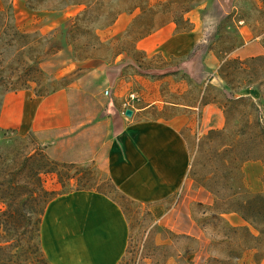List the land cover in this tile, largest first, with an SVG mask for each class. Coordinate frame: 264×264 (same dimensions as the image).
<instances>
[{"label":"trees","instance_id":"trees-1","mask_svg":"<svg viewBox=\"0 0 264 264\" xmlns=\"http://www.w3.org/2000/svg\"><path fill=\"white\" fill-rule=\"evenodd\" d=\"M34 1H48L47 11L62 14L76 5L86 4L87 7L67 22L65 44L58 45L53 43L57 29L46 35L22 28L17 22L14 0H8L6 7L0 10V115L9 92L32 89L37 96H48L70 85L61 84L58 88L56 79L46 84L51 78L45 62L51 56L59 55L64 48H75L80 43L89 47L93 45V39H97L100 45L120 41L122 46L113 54L114 57L123 53L136 56L145 53L138 48V42L169 23H175L178 32L192 31L195 26L188 14L203 3V0ZM123 13L135 14L131 24L122 34L104 41L98 30L112 26ZM82 36H86L84 40ZM240 46L236 45L233 50ZM200 49L199 43L187 55V60L196 58ZM74 57L97 58L93 53L75 54ZM260 57L263 55L247 60L223 56L218 73L229 89L223 91L221 97L213 96L199 104L165 100L160 110L169 106L178 112L157 116L170 119L183 111L191 113L193 109L186 107H196L202 113L209 104L218 105L224 112L226 122L222 128H212L203 135L189 125L181 131L191 155L189 177L196 187H204L214 196L212 204H198L204 212L212 213L204 224L213 230L210 240L205 239L199 250L207 243L220 249L211 257V261L218 264H263L264 261V192L250 191L244 171V165L249 161L264 164V101L252 96L251 85L246 87L247 94L241 92L243 83L253 81L249 62ZM176 67L178 70L173 73L181 70L182 65L177 64ZM181 105L184 108H180ZM201 117L202 114L200 120ZM83 123L74 122L71 128L30 131L25 137L20 135L19 143L15 141L10 147L0 144V204L3 205L0 209V264H49L43 249L42 260L29 253V226L37 216L40 228L35 231H39L41 245V224L49 203L59 195L78 190H94L109 196L121 206L128 218L129 245L119 264H168L172 259L185 258L195 252L189 247L198 242L197 225L188 222L187 227L177 232L161 224V219L149 210L146 215L148 225L136 259L133 263L129 261L128 256L133 252V235L126 201L148 202L132 199L115 184L106 168L103 173L100 171L97 163L105 149L100 155L98 152L105 148L102 146L108 136L106 125L97 121L88 125ZM6 130L18 132L15 128ZM6 130L0 126V134H6ZM49 175L56 176L60 189L47 185ZM230 214L240 215L244 224H230L227 220ZM158 235L161 242L157 240Z\"/></svg>","mask_w":264,"mask_h":264},{"label":"rangeland","instance_id":"rangeland-1","mask_svg":"<svg viewBox=\"0 0 264 264\" xmlns=\"http://www.w3.org/2000/svg\"><path fill=\"white\" fill-rule=\"evenodd\" d=\"M53 1L57 3L58 0ZM88 1L91 2L92 0ZM152 1L156 2L157 0ZM7 3L8 0H0V10L6 7ZM48 3V1L39 3L34 0H14L17 22L25 30L46 35H50L57 29L58 33L53 39V43L64 45V32L67 22L84 10L87 5H76L62 14L59 11H47L45 8ZM127 14L123 13L118 19L119 22L117 20L112 26L99 29L97 32L99 36L107 41L108 37L125 32L126 29L114 33L113 27L117 22L119 25L122 24L127 18ZM134 16L135 14H133V18ZM188 16L194 26L197 25L206 35L205 40L200 41L201 49L198 56L193 60L188 61L187 55L164 56L162 53H157L149 56L145 51V53L133 55L134 57L128 53H123L116 58L113 54L121 48L120 41H113L110 44L106 42L104 45H100L97 43V39H93L91 41L93 45L89 47H84L83 43H80L75 48L73 46L64 48L55 57L51 56L45 62V68L51 78L46 84L48 85L56 79L59 81L56 84L58 88L61 84L66 83H78L84 88L85 91L75 90L71 93V114L76 120L90 118L92 121H97L99 113H104V110H108L112 104H116L129 120L134 118L135 114L127 115L125 108L138 112L139 107L154 101L160 102L162 100L163 102L166 100L199 104L213 96L221 97L223 91L229 89L226 81L218 73L222 57H240L247 60L253 56H262L258 54V47L264 46V0H203L202 5L190 11ZM85 37L82 36L81 39L84 40ZM198 44L199 42L195 46ZM238 44L241 46L233 50ZM221 50L222 53H220ZM86 53H93L97 58L76 59L74 57L75 54ZM116 62L122 64L123 69L118 79L111 84L105 73L99 68L102 65L107 66ZM177 64H181L182 68L173 73L177 70ZM249 65L253 81L243 83L241 92L247 94L246 87L251 85L253 87L252 96L258 101H264V54L263 57L250 61ZM165 72L169 73L165 75ZM106 88H109V95L104 94ZM94 99L97 100L96 103ZM162 102H160V106L139 112L138 116L142 119L152 120L162 113L178 112L177 109L169 106L160 110L159 108H163L164 105ZM191 114L197 120L202 113L201 110L194 108ZM105 119L106 129L111 136L110 123H108L107 118ZM18 132L11 130H8L6 134L2 132L0 144L3 147H10L15 141L19 143L20 135L25 137L30 131L22 129ZM104 156L105 151L97 163L102 173L105 169ZM244 171L250 191L252 193L264 192V172L260 174L258 167L251 162L244 165ZM56 181L55 175L47 177L49 187L60 189ZM175 194H177L176 197ZM179 194L180 188L169 197L158 201L145 204L126 201L131 221V235H133V252L128 256L129 261L133 263L136 259L141 239L144 236V229L148 225L146 215L149 210H153L156 216L162 219L161 224L177 232H180L181 228L187 227L186 223L188 222L198 226L195 229L199 235L198 242L189 247L195 249V252L190 253L185 258L172 259L168 264H218L211 261V257L216 252L221 251L220 249H215L207 243L205 248L199 250L200 245L206 242L205 239L210 240L209 236L213 232L210 226L204 224L212 216V213L204 212V208L198 206L199 202H194L190 206V213H186L189 217H185L176 211L170 218H165L173 204L177 203ZM1 208H3L2 204H0ZM227 220L230 224L237 225L235 224L236 216L228 215ZM37 227L40 228V222L35 216L29 226L31 231L28 232L29 246L27 248L31 256L42 260L43 251L39 245L40 234L38 230L35 231ZM157 240L161 242L160 235H158ZM49 264L51 263L49 262ZM221 264H231V262Z\"/></svg>","mask_w":264,"mask_h":264},{"label":"crops","instance_id":"crops-1","mask_svg":"<svg viewBox=\"0 0 264 264\" xmlns=\"http://www.w3.org/2000/svg\"><path fill=\"white\" fill-rule=\"evenodd\" d=\"M126 17L122 24L119 25L118 20L114 25V33L127 29L133 14ZM205 37L197 25L192 31L178 32L176 24L169 23L140 40L138 48L149 56L157 53L186 56ZM258 51L263 55L264 46H259ZM99 69L112 84L120 76L123 65L116 62L102 65ZM75 90L85 91L80 84L73 83L48 96H37L32 89L9 92L2 107L0 126L48 131L71 128L74 122L88 125L92 122L90 118L76 120L72 117L71 93ZM160 102L141 106L138 112L133 110L135 117L129 120L116 104L110 105L104 113L100 112L97 123L107 126L104 123L107 118L112 134H108L102 146L105 148L98 154L105 149L107 173L123 192L136 201L162 200L180 188L176 205L165 216L170 218L176 211L190 213L194 202H214L213 194L204 187H196L188 175L191 155L181 133L182 128L192 126L202 135L212 128L224 127L226 118L216 104L203 108L200 121L184 111L170 119L156 117L148 120L138 116L139 112L160 106ZM179 107L184 108L182 105ZM186 108L194 110L196 107ZM249 162L263 174L261 161ZM230 215L236 216L235 224H244L240 215ZM129 239L130 223L121 206L94 190H78L57 196L46 208L41 224V246L51 264H119L127 252Z\"/></svg>","mask_w":264,"mask_h":264},{"label":"water","instance_id":"water-1","mask_svg":"<svg viewBox=\"0 0 264 264\" xmlns=\"http://www.w3.org/2000/svg\"><path fill=\"white\" fill-rule=\"evenodd\" d=\"M126 114L129 115V116H131V115L133 114V110L128 109V110L126 111Z\"/></svg>","mask_w":264,"mask_h":264},{"label":"built area","instance_id":"built-area-1","mask_svg":"<svg viewBox=\"0 0 264 264\" xmlns=\"http://www.w3.org/2000/svg\"><path fill=\"white\" fill-rule=\"evenodd\" d=\"M109 93H110L109 89H106V90L104 91V94H105V95H109Z\"/></svg>","mask_w":264,"mask_h":264}]
</instances>
